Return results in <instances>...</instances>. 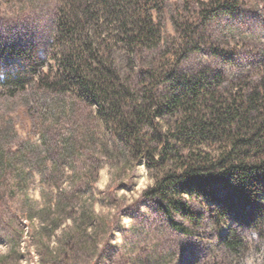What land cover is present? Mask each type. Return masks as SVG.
<instances>
[{"label": "rangeland", "instance_id": "374dc122", "mask_svg": "<svg viewBox=\"0 0 264 264\" xmlns=\"http://www.w3.org/2000/svg\"><path fill=\"white\" fill-rule=\"evenodd\" d=\"M83 2L0 0V264L223 261L218 245L226 228L214 229L208 218L192 227L160 199L145 196L179 163L149 169L131 151L118 124L107 121L113 113L66 72L57 20L60 13L79 16L82 76L106 80L123 121L134 105H153L193 77L211 82L221 99L258 89L264 102V0H230L226 10L216 9L220 0L146 1L160 39L140 46L125 35L146 16L137 2L126 3L122 16L111 15L102 1ZM20 50L34 57L37 73ZM173 116L167 111L157 123L185 152L186 143L170 131ZM146 128L151 149L160 148V135ZM203 142L197 144L220 148ZM186 200L202 216L211 205ZM244 237L246 249L236 260L264 264L262 233L246 229Z\"/></svg>", "mask_w": 264, "mask_h": 264}, {"label": "trees", "instance_id": "16d2710c", "mask_svg": "<svg viewBox=\"0 0 264 264\" xmlns=\"http://www.w3.org/2000/svg\"><path fill=\"white\" fill-rule=\"evenodd\" d=\"M99 1L111 15L121 13L126 3L137 2L146 16L139 27L125 35L137 46L153 42L155 37L160 39L154 23L143 9V3L149 0ZM220 1L216 9H228L230 0ZM80 8L84 18H90L89 6L85 4ZM79 20L78 15L64 17L60 13L58 16V42L63 43L61 56L66 72L74 77L85 93L105 105V111L113 113L107 121L118 124L120 137L132 152L145 157L149 169H166L167 162L171 161L179 163L158 176L155 186L146 191L145 196L160 199L167 212L180 215L192 227H202V221L208 218L214 229L226 228L218 248L227 256L213 264H240L236 258L246 249V229L257 228L264 238V206L260 204V197L264 194V102L261 92L254 89L244 95L221 99L218 90L211 89V82L198 77L183 79L177 89L161 99L155 97L153 105L136 104L131 107L129 117L122 121L119 105L110 97L108 86L104 84L106 80L97 84L82 76L78 62L82 56L75 48L76 23ZM123 27L126 29L128 23L123 21ZM80 43L86 44L82 40ZM19 55L24 59L29 57V66L34 74L37 73L34 57L24 50H20ZM214 81L221 84V76L217 75ZM14 83L21 84L18 81ZM167 111L178 115L173 116L170 131H173L176 141L186 143L185 152L177 148L175 141L167 138L157 123V119L166 116ZM146 127L160 135V148L151 149L149 141H146L151 136L143 131ZM198 141H213L220 148L213 152L197 144ZM186 197L198 198L211 205L202 216Z\"/></svg>", "mask_w": 264, "mask_h": 264}]
</instances>
